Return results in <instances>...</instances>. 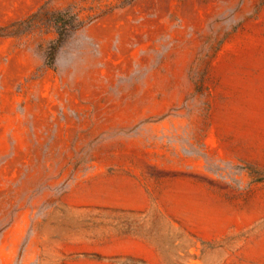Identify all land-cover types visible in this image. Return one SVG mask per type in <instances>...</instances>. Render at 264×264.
<instances>
[{"label":"rangeland","instance_id":"rangeland-1","mask_svg":"<svg viewBox=\"0 0 264 264\" xmlns=\"http://www.w3.org/2000/svg\"><path fill=\"white\" fill-rule=\"evenodd\" d=\"M0 264H264V0H0Z\"/></svg>","mask_w":264,"mask_h":264}]
</instances>
